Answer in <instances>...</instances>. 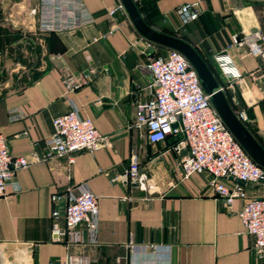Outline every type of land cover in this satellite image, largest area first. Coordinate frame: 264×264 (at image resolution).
<instances>
[{
  "label": "crops",
  "instance_id": "obj_1",
  "mask_svg": "<svg viewBox=\"0 0 264 264\" xmlns=\"http://www.w3.org/2000/svg\"><path fill=\"white\" fill-rule=\"evenodd\" d=\"M48 1L0 0V134L13 157H42L52 119L74 104L105 143L16 171L19 191L7 187L0 195V264H63L69 251L84 247L90 264H264V249H254L237 213L242 199L225 208L207 174L183 177L185 150L174 148L172 136L150 143L135 126L136 104L148 98L151 83L142 65L166 47L143 37L125 10L109 14L119 0ZM193 1L200 14L184 23L176 8ZM138 8L151 27L195 47L264 147V64L247 44L231 45L233 35L264 36V0H145ZM48 18L59 19L61 28L41 30ZM222 61L239 76H228ZM132 160L144 188L118 179ZM241 185L247 197L264 196L262 183ZM83 189L97 196V244L86 245L79 225L84 243L67 246L53 239L51 212H62L68 196Z\"/></svg>",
  "mask_w": 264,
  "mask_h": 264
},
{
  "label": "built area",
  "instance_id": "obj_2",
  "mask_svg": "<svg viewBox=\"0 0 264 264\" xmlns=\"http://www.w3.org/2000/svg\"><path fill=\"white\" fill-rule=\"evenodd\" d=\"M133 1L137 5L145 0ZM46 3L49 1L45 0ZM117 10H124L120 1L109 10V14ZM31 12L35 13V9ZM176 12L184 23L196 20L200 14L199 2L183 3L176 8ZM66 13L70 15L69 21L77 20L71 6ZM61 26L59 19L48 18L42 21L40 29L50 31ZM242 44H247L250 53L264 64V36L260 31L256 30L242 38L232 36L231 45ZM225 61L222 64L227 70L226 74L238 77L236 69L229 67ZM142 69L150 75L151 83L148 98L136 104L135 126L145 130L150 143L172 136L175 139L174 148L177 151L185 150L179 158L183 177L207 174L209 183L225 208L230 210L236 199H242L237 213L247 233L253 236L254 249H264V196L247 197L241 185L249 182L264 184V169L251 159L226 127L214 109L209 94L202 88L196 70L183 54L166 48L152 55L142 65ZM11 116L12 119L18 118L16 115ZM237 116L244 119V112L237 113ZM52 125L53 132L45 140L46 152L42 157L36 152H32L30 157H13L6 138L0 134V195L6 194L7 187L14 193L19 191L16 171L31 163L72 151L93 152L105 143V137L98 132L92 120L81 116L74 104L67 112L54 117ZM118 179L143 187L144 174L138 163L132 160ZM229 179L235 181L232 187L226 184ZM56 199V195L51 197L52 201ZM51 217L54 240L62 241L67 246L83 244L84 240L77 229L79 225H84L89 236L86 245L93 247L97 244L99 211L97 196L91 191L83 189L75 195H69L64 210L61 212L54 208ZM128 245L132 252L137 251V245L131 242ZM148 247L152 248L153 245ZM92 261L87 247H84L78 253L69 251L63 264H90Z\"/></svg>",
  "mask_w": 264,
  "mask_h": 264
},
{
  "label": "water",
  "instance_id": "obj_3",
  "mask_svg": "<svg viewBox=\"0 0 264 264\" xmlns=\"http://www.w3.org/2000/svg\"><path fill=\"white\" fill-rule=\"evenodd\" d=\"M135 29L147 40L183 54L196 70L201 86L234 138L251 159L264 169V147L232 109L217 77L204 58L187 40L151 27L133 0H119Z\"/></svg>",
  "mask_w": 264,
  "mask_h": 264
},
{
  "label": "trees",
  "instance_id": "obj_4",
  "mask_svg": "<svg viewBox=\"0 0 264 264\" xmlns=\"http://www.w3.org/2000/svg\"><path fill=\"white\" fill-rule=\"evenodd\" d=\"M139 4H137V7H138ZM139 9V8H138ZM230 102V101H229ZM250 130V129H249ZM251 131V130H250ZM252 132V131H251ZM253 133V132H252Z\"/></svg>",
  "mask_w": 264,
  "mask_h": 264
},
{
  "label": "rangeland",
  "instance_id": "obj_5",
  "mask_svg": "<svg viewBox=\"0 0 264 264\" xmlns=\"http://www.w3.org/2000/svg\"><path fill=\"white\" fill-rule=\"evenodd\" d=\"M62 8V7H61Z\"/></svg>",
  "mask_w": 264,
  "mask_h": 264
}]
</instances>
